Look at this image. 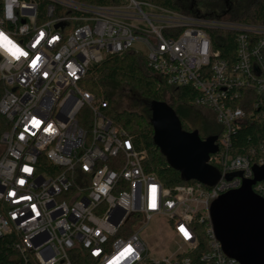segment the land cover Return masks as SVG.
<instances>
[{
  "label": "built area",
  "instance_id": "2783aa9c",
  "mask_svg": "<svg viewBox=\"0 0 264 264\" xmlns=\"http://www.w3.org/2000/svg\"><path fill=\"white\" fill-rule=\"evenodd\" d=\"M217 29L237 32L234 60L214 48ZM0 33L27 53L16 59L0 48V112L10 125L0 138V264H241L217 237L211 207L264 167V156L232 149L247 117L264 119L254 110L264 106L263 24L145 0H0ZM126 51L145 54L153 72L191 87L194 105L215 113L217 184L165 186L146 170L148 152L108 116L109 101L84 88L94 64ZM244 90L263 96L249 113ZM253 190L264 197V180ZM153 222L167 240L157 254L145 240ZM199 224L208 237L201 252Z\"/></svg>",
  "mask_w": 264,
  "mask_h": 264
},
{
  "label": "trees",
  "instance_id": "16d2710c",
  "mask_svg": "<svg viewBox=\"0 0 264 264\" xmlns=\"http://www.w3.org/2000/svg\"><path fill=\"white\" fill-rule=\"evenodd\" d=\"M79 1L115 5L121 3L122 0ZM145 1L189 15L264 25V0H190L193 4L189 6H183L180 0ZM198 4L203 5L204 10L197 9L196 5ZM211 35L214 48L221 51L222 57L234 60L237 32L217 29L212 30ZM83 86L90 90L97 99L109 101V108L106 109L108 116L116 124L127 129L139 150L148 152V158L144 163L145 168L149 172H155L165 186L172 188L179 184H196L199 182L196 180L186 181L182 177L181 171L171 166L167 156L156 144L151 108L153 101L166 102L176 110L184 130L198 131L203 139L219 136L222 132V126L217 123L215 113L210 109L213 113V116H210L194 105L193 101L197 94L195 90L191 87L169 85L164 77L149 68L146 55L135 51L109 55L104 61L94 64L90 68ZM3 92L4 84L0 81V99ZM243 93L241 105L249 113L253 109V102L258 101L263 96L255 90H244ZM126 95L131 96L135 108H121ZM168 96L171 97V102L167 101ZM260 109H264V106L254 110L259 112ZM9 126L7 119L0 112V138L9 129ZM261 145H264V119L254 120L247 117L234 135L233 152L251 154L257 161L259 157L264 156V149L261 148ZM1 150L3 151V145L0 143ZM213 167L219 172L217 167ZM204 185L208 188L211 187ZM197 228L200 238L198 250L201 252L207 249L208 237L204 224H199ZM7 239L5 238V241ZM7 246L4 245V251L1 255H6L7 250H9ZM76 264L82 263L77 261Z\"/></svg>",
  "mask_w": 264,
  "mask_h": 264
},
{
  "label": "water",
  "instance_id": "95a60500",
  "mask_svg": "<svg viewBox=\"0 0 264 264\" xmlns=\"http://www.w3.org/2000/svg\"><path fill=\"white\" fill-rule=\"evenodd\" d=\"M151 108L155 142L171 166L186 181L217 184L221 176L210 157L219 150L218 136L203 139L198 131L184 130L176 110L166 102L153 101ZM255 173L253 180L224 193L211 207L217 237L225 252L241 264H264V197L253 190L264 180V167H255Z\"/></svg>",
  "mask_w": 264,
  "mask_h": 264
},
{
  "label": "rangeland",
  "instance_id": "374dc122",
  "mask_svg": "<svg viewBox=\"0 0 264 264\" xmlns=\"http://www.w3.org/2000/svg\"><path fill=\"white\" fill-rule=\"evenodd\" d=\"M183 4V6H189L192 5L193 3H191L190 0H180ZM234 1V0H231ZM229 8V4L227 5ZM226 7V6H224ZM196 8H200L201 10H204V6L201 4L196 5ZM135 48L137 49H141L143 51V53L147 52V49L143 46L140 45H135ZM168 102H171L172 99L171 97L168 96L167 99ZM121 108H127V109H131V108H135V106L132 104V100H131V96H125L124 100L122 102ZM198 109H201L203 112H205L206 114H209L210 116H213V113L211 112V110L209 108L206 107H200L197 106ZM216 120V119H215ZM217 121V120H216ZM218 124H220L217 121ZM145 240L147 241L149 247H150V251L152 252V254H157L159 253V251H162L166 245L167 240H159V236H158V223H154L151 225V227L149 228V231L146 233L145 235ZM163 241V242H162ZM164 247V248H163ZM171 249H169L170 251ZM173 251V248H172Z\"/></svg>",
  "mask_w": 264,
  "mask_h": 264
},
{
  "label": "snow or ice",
  "instance_id": "6c2138e0",
  "mask_svg": "<svg viewBox=\"0 0 264 264\" xmlns=\"http://www.w3.org/2000/svg\"><path fill=\"white\" fill-rule=\"evenodd\" d=\"M0 48H3L7 52H9L16 59H19L21 56L27 55V53L22 51L11 40H9V38L4 33H0ZM38 60L39 57L33 60L32 67L36 66ZM128 250L130 251L131 249Z\"/></svg>",
  "mask_w": 264,
  "mask_h": 264
}]
</instances>
